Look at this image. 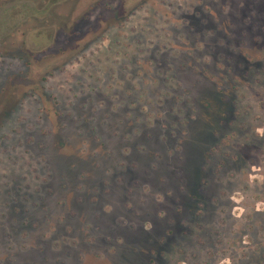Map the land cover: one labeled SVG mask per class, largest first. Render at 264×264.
Masks as SVG:
<instances>
[{
	"label": "rangeland",
	"instance_id": "1",
	"mask_svg": "<svg viewBox=\"0 0 264 264\" xmlns=\"http://www.w3.org/2000/svg\"><path fill=\"white\" fill-rule=\"evenodd\" d=\"M0 264H264V0H0Z\"/></svg>",
	"mask_w": 264,
	"mask_h": 264
}]
</instances>
